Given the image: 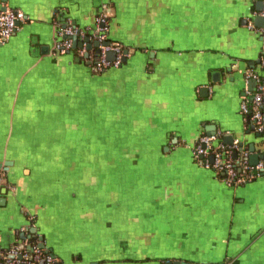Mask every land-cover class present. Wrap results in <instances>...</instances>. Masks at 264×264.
<instances>
[{"label": "crops", "instance_id": "obj_1", "mask_svg": "<svg viewBox=\"0 0 264 264\" xmlns=\"http://www.w3.org/2000/svg\"><path fill=\"white\" fill-rule=\"evenodd\" d=\"M2 1L24 20L0 43V250L35 233L59 264H264V176L227 186L192 156L214 135L264 153L239 110L262 0ZM103 8L128 53L98 71ZM67 23L86 34L55 56Z\"/></svg>", "mask_w": 264, "mask_h": 264}, {"label": "built area", "instance_id": "obj_2", "mask_svg": "<svg viewBox=\"0 0 264 264\" xmlns=\"http://www.w3.org/2000/svg\"><path fill=\"white\" fill-rule=\"evenodd\" d=\"M3 8V7H2ZM0 8V43H4L11 38L17 29V25L24 20V15L20 11L11 10L4 6ZM254 17H260L263 25L254 29L264 37V0H262V10L253 13ZM108 17L103 8L95 18V26L92 36L96 46L94 57V67L98 71L120 66L122 58L125 56L122 48L107 38ZM57 41L54 45V55H65L73 50L72 37H83L86 32L67 23L57 28ZM108 42V44H107ZM114 53V60L108 61L107 53ZM85 49L79 50V57H82ZM264 68V61L261 69ZM246 81L254 82V90H245L240 101V114L244 122L251 125L258 134L264 133V84L260 75L249 72L245 75ZM217 137L201 136L192 150L193 159L206 170L213 171L220 180L227 186H239L257 180L264 176V153L263 158L254 166L250 165L248 158L250 153L241 149L237 142L231 145L222 143L216 144ZM239 152L240 157L232 158L233 152ZM4 186V181L0 172V187ZM29 238L23 241L20 246H14L6 251L0 250V264H55V259L49 250L40 247V240L30 243Z\"/></svg>", "mask_w": 264, "mask_h": 264}, {"label": "water", "instance_id": "obj_3", "mask_svg": "<svg viewBox=\"0 0 264 264\" xmlns=\"http://www.w3.org/2000/svg\"><path fill=\"white\" fill-rule=\"evenodd\" d=\"M2 2L5 3L6 1L3 0ZM2 9H4V7ZM257 10H259V11L262 10V4L261 3L258 4ZM254 22H255V25L258 26V27H261L263 25V21H262V19L260 17H256L255 20H254ZM85 40H87V38H85ZM107 44H108V42H107ZM77 45H78L77 38L76 37H72V46H73V48H75ZM94 46L96 47L97 46V43H94ZM123 52H124V55H127V53H128L126 50L123 51ZM114 57H115L114 56V53H112V52H109L106 55V58H107L108 61H113L114 60ZM124 60H125V56L122 58V62ZM251 85H253V84L251 83ZM207 129L214 130V128H207ZM224 141L226 143H230L231 142V138L225 139ZM239 146L242 149V144L241 143L239 144ZM249 150H250V152L253 151V145H250L249 146ZM262 158H263L262 154H260V155L257 154L256 155V154H252L251 153V155H249L248 162H249L250 165L254 166ZM31 231H33V230H31ZM40 241L42 242V239L41 238H40ZM40 247H44V245L41 243L40 244ZM55 264H59V263L56 262ZM165 264H187V263H184V262H181V261H172V262H166Z\"/></svg>", "mask_w": 264, "mask_h": 264}, {"label": "trees", "instance_id": "obj_4", "mask_svg": "<svg viewBox=\"0 0 264 264\" xmlns=\"http://www.w3.org/2000/svg\"><path fill=\"white\" fill-rule=\"evenodd\" d=\"M93 56H95V55H93ZM260 78H261V82L264 84V68L262 69V75H260ZM38 240H39V237L35 233H31V237L29 239V242L32 244V243L37 242ZM6 251H5V253H6Z\"/></svg>", "mask_w": 264, "mask_h": 264}]
</instances>
